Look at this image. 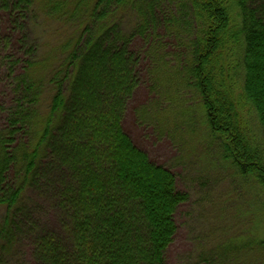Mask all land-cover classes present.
<instances>
[{
  "label": "trees",
  "instance_id": "trees-1",
  "mask_svg": "<svg viewBox=\"0 0 264 264\" xmlns=\"http://www.w3.org/2000/svg\"><path fill=\"white\" fill-rule=\"evenodd\" d=\"M39 4L75 24L55 63L39 59L31 30ZM126 9L136 24L125 34ZM165 30L183 43L174 68L225 158L264 193V0H0V250L23 236L25 264H168L189 194L123 127L144 74L167 68L156 67ZM42 185L48 220L18 207Z\"/></svg>",
  "mask_w": 264,
  "mask_h": 264
},
{
  "label": "rangeland",
  "instance_id": "rangeland-1",
  "mask_svg": "<svg viewBox=\"0 0 264 264\" xmlns=\"http://www.w3.org/2000/svg\"><path fill=\"white\" fill-rule=\"evenodd\" d=\"M72 7L68 3L65 10ZM67 18L40 4L35 6L31 30L39 42L42 61L57 62L62 46L74 37L75 24ZM118 21L123 32L130 33L136 24L135 14L126 9ZM159 38L164 42L167 59L156 67L166 62L167 68L158 75L144 74L143 85L128 102L123 127L153 162L174 173L177 188L189 194L176 214L178 229L167 251V262L264 264V245L260 244L264 241V193L252 177H241L225 158L223 143L211 134L198 92L182 84L181 74L174 68L185 58L180 37L165 30ZM241 109L249 137L259 145L256 116L246 106ZM49 202V194L42 185L39 190L27 189L18 207L33 219L44 220L47 216L48 220L49 214L53 216ZM4 213L0 209V226ZM24 240L21 236L11 247L4 243L0 264H25Z\"/></svg>",
  "mask_w": 264,
  "mask_h": 264
}]
</instances>
